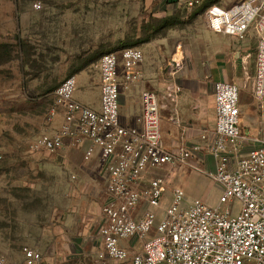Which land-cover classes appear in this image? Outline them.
<instances>
[{"label":"built area","instance_id":"2783aa9c","mask_svg":"<svg viewBox=\"0 0 264 264\" xmlns=\"http://www.w3.org/2000/svg\"><path fill=\"white\" fill-rule=\"evenodd\" d=\"M201 0H189L194 8ZM35 9L42 8L40 4ZM207 31L244 40L253 28L258 35L255 99L264 107V0H244L230 8L209 7L203 14ZM144 54L139 48L108 53L99 63L101 109L93 110L75 97L77 79L70 76L55 91L64 112L59 130L46 132L31 144L32 152L60 154L69 146L85 147L84 159L100 153L107 180L102 208L98 257L132 264H264V137H249L241 128V89L231 82L215 84V138L206 149L213 168L192 163L200 145L169 151L163 142L161 109L156 93H141L142 114L135 126L120 116V69L126 86L143 81ZM179 89H177V92ZM172 93L174 89H172ZM170 97L173 95L170 94ZM55 115V112H53ZM252 145L249 151L246 147ZM190 167L219 184L223 193L216 205L189 200L178 186L150 170ZM169 196V202L167 195ZM165 200L167 205L164 206ZM147 209L141 218L135 212ZM137 239L134 252L122 242ZM26 264H40L41 253L23 249ZM0 264H17L0 254Z\"/></svg>","mask_w":264,"mask_h":264},{"label":"rangeland","instance_id":"374dc122","mask_svg":"<svg viewBox=\"0 0 264 264\" xmlns=\"http://www.w3.org/2000/svg\"><path fill=\"white\" fill-rule=\"evenodd\" d=\"M206 10L180 7L162 19L134 0H0V254L24 264L23 249L29 248L41 253L40 264H95L105 170L91 177L74 168L63 152H32L30 144L60 126L63 110L54 92L61 83L87 68L92 75L98 71L86 67L90 63L85 65L84 55L103 42L102 18L108 26V53L167 37L186 65L207 31ZM27 51L33 65L26 64ZM83 96L78 82L74 97ZM241 105L247 136L262 138L264 107L254 97L253 80L241 88ZM185 171L191 174L180 183L173 180ZM157 175L168 180L170 189L180 186L189 200L200 198L211 206L219 201L216 183L190 167Z\"/></svg>","mask_w":264,"mask_h":264},{"label":"crops","instance_id":"0c3cea01","mask_svg":"<svg viewBox=\"0 0 264 264\" xmlns=\"http://www.w3.org/2000/svg\"><path fill=\"white\" fill-rule=\"evenodd\" d=\"M188 1L134 0L138 6L142 3L146 10L153 12L155 17L162 16V19L168 18L176 8L187 6ZM242 1L244 0H201L197 6L201 5L206 7V9L213 5L230 8ZM101 20L100 38L103 42L100 45H94V47L86 49L87 52L84 55V58H86L85 65L90 63L86 67H90L91 70L92 68H97L96 70L98 71L92 75L89 71L90 69L87 68L75 76L77 84L79 82L84 93L83 97L76 100L97 111L101 109L99 63L101 57L110 51V45L107 42L109 39L107 21H104L105 19L103 18ZM75 28V25H72V31ZM103 29L104 34H106L104 36ZM70 31L71 25L68 27L69 39H71ZM257 46L258 35L253 28L250 29L244 40L205 31V33L200 34L196 49L191 51V62L184 65L182 58H179V48L175 46V50L167 37L156 38L143 44L139 48L144 54V61L141 65L144 75L143 81L126 86L123 77H120V116L123 124L127 126L137 125L138 119L142 114L141 93L144 90L152 91L157 94L162 105L161 131L165 147L169 151L178 152L185 147L190 148L193 145H200L202 151L195 155L192 163L204 170L213 168V160L207 155L206 149L215 138V84L218 82H231L238 85L241 89L246 87L248 81L253 80L254 82ZM121 51L112 53L119 54ZM88 58H90V62H88ZM95 87L98 88L96 94L93 91ZM172 89L176 92L175 94L172 93ZM177 89H179L178 92ZM170 94L173 96L170 97ZM244 119L241 105V128L244 134L247 135L244 131ZM63 121L64 112L57 130L60 129ZM252 137L258 138L259 136ZM251 148L252 145H248L245 150L249 151ZM84 152V146H69L63 152V155L69 156L72 161L71 165L74 168L83 170L84 173H89L91 177L98 169L102 168L103 171L105 170L103 169L104 165L99 151L96 152L90 161L84 159ZM167 169L168 167L148 171L141 183V187L148 185L150 176L153 174L157 175L160 171ZM104 172L106 174V182L107 173L106 171ZM189 174H191L189 171H185L182 174L175 175L173 180L180 183L178 179L188 177ZM216 186L221 196L223 189L217 183ZM169 196L170 194L168 193V199ZM163 205H167V200H165ZM146 209V204H142L135 212V217L141 218ZM122 245L129 247L134 252L142 250V244L137 239L124 241ZM101 249L102 243L100 242ZM98 253L99 250L97 249L93 251L92 258H94L95 264H102ZM110 262L111 264H132L131 261L118 262L111 260Z\"/></svg>","mask_w":264,"mask_h":264},{"label":"trees","instance_id":"16d2710c","mask_svg":"<svg viewBox=\"0 0 264 264\" xmlns=\"http://www.w3.org/2000/svg\"><path fill=\"white\" fill-rule=\"evenodd\" d=\"M25 48V47H24ZM27 48V47H26ZM25 59H26V64L27 66L30 64V65H33L34 64V61L31 60V57H32V54H30L28 51L26 52L25 54ZM56 91V90H55ZM55 93V92H54ZM26 264V263H24Z\"/></svg>","mask_w":264,"mask_h":264}]
</instances>
